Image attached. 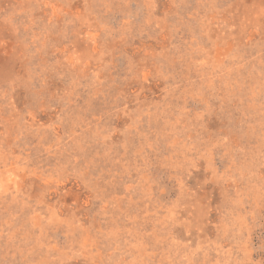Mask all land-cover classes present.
Wrapping results in <instances>:
<instances>
[{"label": "rangeland", "instance_id": "obj_1", "mask_svg": "<svg viewBox=\"0 0 264 264\" xmlns=\"http://www.w3.org/2000/svg\"><path fill=\"white\" fill-rule=\"evenodd\" d=\"M0 264H264V0H0Z\"/></svg>", "mask_w": 264, "mask_h": 264}]
</instances>
